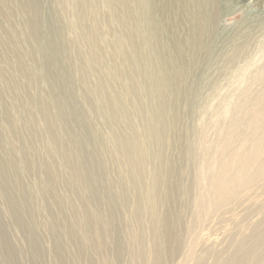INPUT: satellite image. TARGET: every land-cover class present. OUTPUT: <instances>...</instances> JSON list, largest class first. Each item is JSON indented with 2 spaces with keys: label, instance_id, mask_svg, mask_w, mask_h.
Returning <instances> with one entry per match:
<instances>
[{
  "label": "rangeland",
  "instance_id": "rangeland-1",
  "mask_svg": "<svg viewBox=\"0 0 264 264\" xmlns=\"http://www.w3.org/2000/svg\"><path fill=\"white\" fill-rule=\"evenodd\" d=\"M20 1H0V264H138L151 244L166 245L163 264H264V175L218 204L199 205L207 176L218 173L219 159L235 153L234 143L223 151L216 147L230 135L228 122L236 116L241 128L247 119L233 107L248 111L263 98L264 0H199V47L182 52L186 69L167 100L175 125L162 146L161 224L150 219L147 204L135 214L144 187L135 190L127 182L125 155L108 139L109 125L119 119L106 117L94 90L80 87L82 77L95 83L94 75L76 67V51L91 47L76 38L87 35L92 17L77 20L72 0ZM154 4L163 18L157 21L170 29L168 1ZM97 10L104 35L97 53L102 50L105 63L116 68L118 56L104 43L115 39L108 37L115 29L111 10L102 0ZM175 18L180 28V15ZM186 24L176 26L180 39ZM47 44L53 49L43 55ZM143 98L135 101H158ZM132 105L128 114L137 128L143 120ZM119 125L117 133L128 137L126 125ZM141 163L147 183L156 163ZM156 226L161 237L153 241L148 233Z\"/></svg>",
  "mask_w": 264,
  "mask_h": 264
},
{
  "label": "bare ground",
  "instance_id": "bare-ground-1",
  "mask_svg": "<svg viewBox=\"0 0 264 264\" xmlns=\"http://www.w3.org/2000/svg\"><path fill=\"white\" fill-rule=\"evenodd\" d=\"M102 1L111 10L108 20L110 24L112 22V25L115 27V29L111 32L109 31L110 33L108 34L109 38H115H113L114 41H104V43H106V45L109 44L111 47L110 49H112L118 56V65L116 68H113L114 65L112 67L107 65L103 60V56L100 54L102 50L99 49L101 51L97 53V49L101 44L100 41L103 42L102 37H104L98 27L97 17L99 14L97 10V0H72L75 5H73V9L75 10V18L77 20L82 19L84 22L87 20L88 16L92 17L91 20L88 19V26L86 27L87 35L80 33L78 37L75 36L77 37L76 39H78V42L83 39L86 44L90 43L89 46H91L85 51H76L78 56L76 67L79 72L85 73L87 71L94 75L95 83L92 85L88 79L82 77L83 82L80 83V87L84 88H82V90L93 89L94 93H96V97L93 98L97 99L99 102H103L102 105L105 103L104 114H106V117L108 114L109 117L119 119L116 121H119V123L114 121L116 124L109 125L108 139L111 140L113 148L116 151L118 150L125 155L127 164L129 165L125 176L127 182H130L134 188L137 187L141 189L142 186L144 187L142 192H137L138 196L135 198L134 206L135 214L139 217L142 209L145 211V204H147V211L150 219L153 218L152 220L154 222L157 221V224H161L165 220V217L158 216V208L159 205H161V201H159V187L161 181L160 171L162 170L161 167H164L166 163V160L164 159L165 163L162 166V146L166 145L164 142L167 139V131L171 130L173 124L175 125V119L173 121V119L168 117V97L176 94V90L178 92L179 85L176 86V83L179 81L181 84V76L180 74H177L181 72L184 74L186 69L183 66L184 58H182V52L188 50L191 51L190 53L192 54L196 49V45L199 47V0H167L168 8H170V24H175L174 20L176 19V15H180L181 17V19H179L180 23H178L179 26H183L186 23L189 24V30L185 31L186 33L181 39L177 33V25L175 26L173 24L174 26L171 25L170 29H167L166 25L163 26L157 21L156 16L158 17L159 14L156 15V12L154 13L153 10L155 0ZM19 5L20 4H18V6ZM23 6L21 7L20 5L19 8L23 9ZM25 6L27 5L25 4ZM83 7L86 12L81 11L80 8ZM25 9H31V11H33V7L28 8L27 6ZM29 10L27 12H29ZM163 11L166 10L163 9ZM165 16H167V14ZM181 26L180 28L184 29ZM72 30L75 31V28L72 27ZM167 33L170 35L168 36ZM176 33L178 39L173 38ZM161 37H166L167 39H164L166 40L164 46L160 42L162 39ZM168 37H171L170 40L173 38L175 41H170L172 42L170 43ZM176 41L179 43L176 44ZM50 48L51 47L48 44L45 46L42 45L41 53L45 55L48 51L51 52L53 48ZM163 48L165 49L164 51H167L168 53V57L166 56L167 58L165 59L162 57L161 50ZM114 52L113 54L115 56ZM30 53L33 54L32 51L26 52L27 55ZM54 63H56V66H59L58 62L55 61ZM120 68L121 71L119 70ZM58 73L60 78L65 77L62 71H58ZM139 73H141V79L140 76H138ZM138 77L140 80H138ZM173 78L175 80H173ZM69 81L71 82V79ZM80 87L78 90H81ZM118 87H120V89H118ZM137 90L143 92L144 95L155 101L158 99V101L155 103L151 100V102H145L144 100L142 102L139 100L135 101V99H139V97L143 98L144 96L141 92V95L137 93ZM126 96L128 99L131 97L133 101H124V97ZM261 97L263 98H255V103H249L250 107L248 111H245L243 105L238 104L233 107V111L236 112V115H245L247 119L243 122L241 128L235 127L237 125L235 122V115L233 121L231 119L228 122L229 128L228 130L225 129V132L229 131L230 135L227 133V141L222 140L220 142L222 144H219L216 147L223 151L225 150V145L230 146L234 143L233 149L235 153L232 155H225L222 160L219 159L218 173L207 176V194L206 196L204 195V198H202L203 200L199 202L201 208H204L208 203L218 204L220 201L232 196L238 188L264 175V121L256 122V120L264 119V90L261 92ZM258 99L263 100V103L258 102ZM89 102L90 100L88 103ZM132 103V107H135L137 112L140 113L139 116L143 120V123L139 124L140 126H137L140 130L135 127V124L132 123L133 120L131 121L128 114L130 112V110L128 112V109L129 107L131 108ZM88 105L97 111V106L93 103ZM44 109H47V107L44 106ZM100 109L103 110L102 108ZM172 117L175 118V115ZM119 124L126 125V128L129 131V138L121 137L123 134L117 133L116 126ZM176 128L177 129H172V131L178 130L177 126ZM255 133L257 134L256 136ZM175 134L178 135L177 133ZM181 141L183 142V140ZM239 141L242 142L243 145L239 146V143H237ZM144 160L146 163L150 162L149 165L151 166H153L154 162L156 163V165L148 172L147 183H144V180L141 179V172L143 176V168L141 169L139 167V164L142 167L141 162ZM148 234L153 241L160 239L159 237H161L159 236L158 226H156V228L154 227V229ZM165 247V244L149 245V247H147L148 250L144 249V262L141 260L140 262L138 261V264H163L161 257L162 253L165 252Z\"/></svg>",
  "mask_w": 264,
  "mask_h": 264
}]
</instances>
